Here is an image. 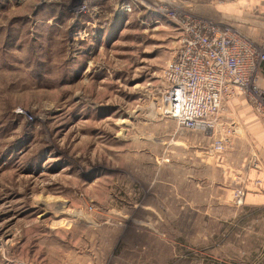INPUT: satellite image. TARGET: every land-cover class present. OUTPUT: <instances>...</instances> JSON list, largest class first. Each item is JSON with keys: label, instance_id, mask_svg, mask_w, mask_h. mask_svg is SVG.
I'll use <instances>...</instances> for the list:
<instances>
[{"label": "rangeland", "instance_id": "obj_1", "mask_svg": "<svg viewBox=\"0 0 264 264\" xmlns=\"http://www.w3.org/2000/svg\"><path fill=\"white\" fill-rule=\"evenodd\" d=\"M216 5L0 0V264H264L236 99L222 152L161 103L176 23Z\"/></svg>", "mask_w": 264, "mask_h": 264}, {"label": "built area", "instance_id": "obj_2", "mask_svg": "<svg viewBox=\"0 0 264 264\" xmlns=\"http://www.w3.org/2000/svg\"><path fill=\"white\" fill-rule=\"evenodd\" d=\"M176 24L179 45L162 69L163 111L182 129L222 131L223 136L219 134L213 144L216 152H222V137L238 135L244 129L240 123L220 122L231 100L242 95L264 120V89L259 84L263 46L232 24L196 17H185ZM233 197L241 204L244 190L236 189Z\"/></svg>", "mask_w": 264, "mask_h": 264}, {"label": "crops", "instance_id": "obj_3", "mask_svg": "<svg viewBox=\"0 0 264 264\" xmlns=\"http://www.w3.org/2000/svg\"><path fill=\"white\" fill-rule=\"evenodd\" d=\"M216 7L224 14L214 22L227 23L236 26L242 33L254 40L260 39L264 35V18L258 17V13H263L264 0H237V1H222ZM233 8V14H230L228 8ZM225 10V11H224ZM256 42V41H255ZM260 43L263 46L264 44ZM260 86L264 89V63L261 66ZM245 101L248 106L242 105ZM239 105L237 112L241 114L239 117L242 125L245 127V132L236 138L234 142L235 150L240 155V161L245 163L244 155L247 156L250 162L248 172V188L249 197L245 198V205L250 208L259 209L264 207V120L259 118L251 108L247 100L241 95L234 102ZM259 183H256V181Z\"/></svg>", "mask_w": 264, "mask_h": 264}, {"label": "bare ground", "instance_id": "obj_4", "mask_svg": "<svg viewBox=\"0 0 264 264\" xmlns=\"http://www.w3.org/2000/svg\"><path fill=\"white\" fill-rule=\"evenodd\" d=\"M42 202H43V201H41V203H42ZM44 202H46L45 204L47 205V204L50 203V200H49V199H45Z\"/></svg>", "mask_w": 264, "mask_h": 264}]
</instances>
